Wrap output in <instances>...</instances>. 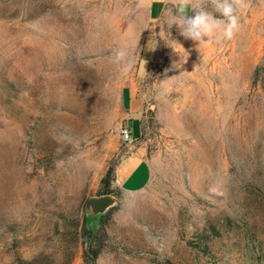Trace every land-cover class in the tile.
I'll use <instances>...</instances> for the list:
<instances>
[{"label": "rangeland", "instance_id": "374dc122", "mask_svg": "<svg viewBox=\"0 0 264 264\" xmlns=\"http://www.w3.org/2000/svg\"><path fill=\"white\" fill-rule=\"evenodd\" d=\"M138 3L0 0V264H83L84 203L136 142L148 180L111 181L94 264H264V0L199 50Z\"/></svg>", "mask_w": 264, "mask_h": 264}, {"label": "clouds", "instance_id": "9594fccd", "mask_svg": "<svg viewBox=\"0 0 264 264\" xmlns=\"http://www.w3.org/2000/svg\"><path fill=\"white\" fill-rule=\"evenodd\" d=\"M144 3L139 0L138 6ZM250 6V0H178L171 26H177L180 35L195 42L199 50L205 44L233 41L242 30L241 18ZM112 62L122 73L131 69L127 45L113 51Z\"/></svg>", "mask_w": 264, "mask_h": 264}, {"label": "crops", "instance_id": "0c3cea01", "mask_svg": "<svg viewBox=\"0 0 264 264\" xmlns=\"http://www.w3.org/2000/svg\"><path fill=\"white\" fill-rule=\"evenodd\" d=\"M178 0H148L150 19H159L167 10L174 14L177 11ZM190 11V10H189ZM140 102L135 97L127 104L129 116L138 115ZM129 153L124 155L115 165V180L122 189H138L148 180L150 167L145 155V148L138 144H130Z\"/></svg>", "mask_w": 264, "mask_h": 264}, {"label": "trees", "instance_id": "16d2710c", "mask_svg": "<svg viewBox=\"0 0 264 264\" xmlns=\"http://www.w3.org/2000/svg\"><path fill=\"white\" fill-rule=\"evenodd\" d=\"M115 178L114 169H108L101 179V192L98 195H107L111 193V181ZM114 207H109L105 212L101 213L99 226L95 231L88 228L84 233V237L87 239V244L84 247L82 253L83 264H94L97 256L104 248V238H106V231L104 228L103 218ZM70 260H67L64 264H69ZM7 264H56L54 258L44 252H39L29 259L22 257H16L13 261Z\"/></svg>", "mask_w": 264, "mask_h": 264}, {"label": "water", "instance_id": "95a60500", "mask_svg": "<svg viewBox=\"0 0 264 264\" xmlns=\"http://www.w3.org/2000/svg\"><path fill=\"white\" fill-rule=\"evenodd\" d=\"M116 199L112 195H100L88 197L84 203V211L90 216L98 215L105 212L113 206Z\"/></svg>", "mask_w": 264, "mask_h": 264}, {"label": "built area", "instance_id": "2783aa9c", "mask_svg": "<svg viewBox=\"0 0 264 264\" xmlns=\"http://www.w3.org/2000/svg\"><path fill=\"white\" fill-rule=\"evenodd\" d=\"M120 134L125 141H131L133 139L131 129L127 125L120 128Z\"/></svg>", "mask_w": 264, "mask_h": 264}]
</instances>
